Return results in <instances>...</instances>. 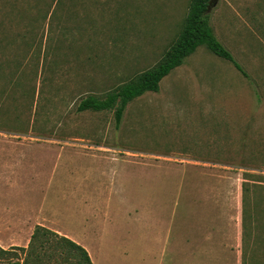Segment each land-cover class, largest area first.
<instances>
[{
	"label": "rangeland",
	"instance_id": "1",
	"mask_svg": "<svg viewBox=\"0 0 264 264\" xmlns=\"http://www.w3.org/2000/svg\"><path fill=\"white\" fill-rule=\"evenodd\" d=\"M190 2L0 0V141L35 143L0 156V166L19 171L0 175L2 203L56 209L62 223L69 209L106 207L114 219V208L131 206L166 229L185 220L200 185L196 172L212 167L239 223L246 210L241 263L264 264V0H218L209 13L248 78L202 46L158 93L129 103L119 126L115 109L79 110L87 97L103 99L158 64ZM113 169L125 192L113 186ZM142 214L132 220L138 237L154 222ZM79 228L93 248L96 236L111 233Z\"/></svg>",
	"mask_w": 264,
	"mask_h": 264
},
{
	"label": "crops",
	"instance_id": "2",
	"mask_svg": "<svg viewBox=\"0 0 264 264\" xmlns=\"http://www.w3.org/2000/svg\"><path fill=\"white\" fill-rule=\"evenodd\" d=\"M29 143L32 142L0 141V156L8 154L7 150ZM109 159L119 162L117 158ZM69 163L73 165L74 161ZM198 163L209 166L221 164L210 161ZM6 167L0 166V175L19 172L17 168L7 170ZM112 174L113 186L120 184L121 189L123 175L116 169H113ZM218 176V170L212 167L201 168L199 173L196 172L200 185L195 190L194 205L186 208L187 216L183 217L185 220L181 218L177 226L174 221L166 229L158 224L152 212H139L136 207L114 208L118 212L114 219L110 216L111 209L106 207L89 206L80 215L69 209L66 210L67 223H62L56 209L45 211L41 207L30 208L29 204L2 203L5 197L0 195V247H27L34 229L42 226L83 246L93 264H150L151 260L158 258L161 264H242L243 221L239 223L238 213H234L229 206L228 185L217 181ZM2 178L10 180L12 176ZM125 190L124 188L122 191ZM140 213H143L142 217L149 213V217L153 215L154 219V224H149L146 235L142 237L137 236V223H132V220L141 218ZM99 221L104 227L99 226ZM79 227H87L96 232L108 228L111 233L108 235L104 232L96 236L92 232L98 240L93 242L96 245L93 248L88 247Z\"/></svg>",
	"mask_w": 264,
	"mask_h": 264
},
{
	"label": "trees",
	"instance_id": "3",
	"mask_svg": "<svg viewBox=\"0 0 264 264\" xmlns=\"http://www.w3.org/2000/svg\"><path fill=\"white\" fill-rule=\"evenodd\" d=\"M215 0H191L182 31L158 64L121 85L101 99L89 96L79 105L80 111H110L115 109L117 126L120 125L129 103L148 92L158 93L161 81L181 67L199 47H207L216 56L234 64L249 77L232 53L217 39L210 23V6ZM257 96L259 94L257 93ZM245 177H248L245 174ZM248 178L242 184L243 203L246 206ZM243 241L248 239L246 210H243ZM22 256V258H21ZM0 264H93L88 251L72 239L46 227L37 226L27 247H0Z\"/></svg>",
	"mask_w": 264,
	"mask_h": 264
},
{
	"label": "water",
	"instance_id": "4",
	"mask_svg": "<svg viewBox=\"0 0 264 264\" xmlns=\"http://www.w3.org/2000/svg\"><path fill=\"white\" fill-rule=\"evenodd\" d=\"M217 2H218V0H215V1H213V2L211 3L210 10H211L212 7H214V6L217 5Z\"/></svg>",
	"mask_w": 264,
	"mask_h": 264
}]
</instances>
